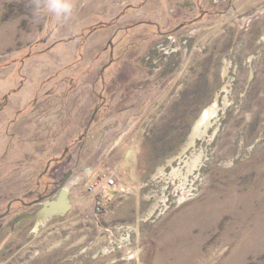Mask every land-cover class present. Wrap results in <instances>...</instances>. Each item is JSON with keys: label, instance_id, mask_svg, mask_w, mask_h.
<instances>
[{"label": "rangeland", "instance_id": "rangeland-1", "mask_svg": "<svg viewBox=\"0 0 264 264\" xmlns=\"http://www.w3.org/2000/svg\"><path fill=\"white\" fill-rule=\"evenodd\" d=\"M38 2L0 0V264H264V0Z\"/></svg>", "mask_w": 264, "mask_h": 264}, {"label": "clouds", "instance_id": "clouds-1", "mask_svg": "<svg viewBox=\"0 0 264 264\" xmlns=\"http://www.w3.org/2000/svg\"><path fill=\"white\" fill-rule=\"evenodd\" d=\"M75 9L74 0H42L37 4V11L49 14L57 20L70 18Z\"/></svg>", "mask_w": 264, "mask_h": 264}, {"label": "bare ground", "instance_id": "bare-ground-1", "mask_svg": "<svg viewBox=\"0 0 264 264\" xmlns=\"http://www.w3.org/2000/svg\"><path fill=\"white\" fill-rule=\"evenodd\" d=\"M210 115H212V109H206V111H204V113L202 114L201 118L199 119V122L197 124V128L200 130L204 124L207 125V123L210 121ZM48 207V208H47ZM56 207H67V201H63V202H52L51 204L49 203L47 206H45L40 212H42V214L40 215H45L48 214L50 212H52ZM61 209V208H60Z\"/></svg>", "mask_w": 264, "mask_h": 264}, {"label": "water", "instance_id": "water-1", "mask_svg": "<svg viewBox=\"0 0 264 264\" xmlns=\"http://www.w3.org/2000/svg\"><path fill=\"white\" fill-rule=\"evenodd\" d=\"M66 195H67V193L65 192V193L63 194L62 198H61L59 201H54V202H57V203H58V202H63V201H65V200H66ZM51 203H52V202H50V204H51ZM48 204H49V203H48ZM48 204H47V205H48ZM47 205H46V206H47ZM56 208H59V207H56ZM62 208H66V207H62Z\"/></svg>", "mask_w": 264, "mask_h": 264}]
</instances>
